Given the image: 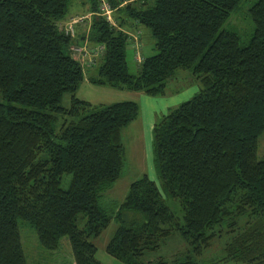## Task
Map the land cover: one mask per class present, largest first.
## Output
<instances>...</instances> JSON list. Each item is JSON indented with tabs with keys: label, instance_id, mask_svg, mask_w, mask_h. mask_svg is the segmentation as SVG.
<instances>
[{
	"label": "trees",
	"instance_id": "trees-1",
	"mask_svg": "<svg viewBox=\"0 0 264 264\" xmlns=\"http://www.w3.org/2000/svg\"><path fill=\"white\" fill-rule=\"evenodd\" d=\"M242 1L108 0L114 25L100 0H82L95 15L79 39L84 23L74 24V34L66 31L72 0H0V264H28L20 220L34 227L42 247L58 250L68 237L76 264H103L92 237L114 216L100 197L122 175V131L141 107L131 99L94 105L75 93L90 73L95 85L162 96L179 70H192L201 87L155 118L156 178L145 173L131 183L107 252L145 264L146 250L178 233L188 255L155 264H201L214 240L229 234L225 254L210 264H264V158L257 156L264 0L249 9L254 32L247 44L224 27ZM131 25L147 27L156 49L141 57L137 73L127 50L130 41L140 44L143 31L130 32ZM86 43L95 53L80 54L89 67L73 49ZM67 92L68 107L61 104Z\"/></svg>",
	"mask_w": 264,
	"mask_h": 264
},
{
	"label": "rangeland",
	"instance_id": "rangeland-1",
	"mask_svg": "<svg viewBox=\"0 0 264 264\" xmlns=\"http://www.w3.org/2000/svg\"><path fill=\"white\" fill-rule=\"evenodd\" d=\"M257 0H243L240 6L233 12L230 19L226 22L225 28L238 31L243 40V44H247L254 32V23L250 17L249 9ZM89 5L82 3V0H72L66 21L72 18H84L83 29H88L91 26V19L95 15L94 12L88 11ZM114 18V15H113ZM115 20V18H114ZM140 44L136 45L130 41L127 50V61L129 69L132 73L138 72V54L142 58L153 55L156 52L154 40L147 27L141 28ZM137 33L139 30L133 29ZM145 31V32H144ZM84 51L89 53V58L95 56L92 47L85 44ZM83 52V51H82ZM80 51H76V57H80L86 67L91 65V61L82 57ZM90 73H86L85 80L82 82L76 96L92 102L94 105L111 104L123 100H135L141 107L139 116L135 121H132L122 131V138L124 144V169L122 175L117 180L109 183L102 191L100 201L102 206L114 216L109 226L98 237H92V241L97 246V258L103 264H126L123 260L109 254L107 252V244L114 236L115 231L119 226L118 219L116 218L117 212L121 203L129 191V187L133 181L143 176L145 173L151 175L153 179L156 178L155 169L153 164V127H151V118L146 111L145 119L143 117L144 103L141 98H128L130 92L128 90H120L109 86L95 85L88 80ZM166 94L162 96H150L151 99H157L161 103L163 99H167L171 103L172 108H177L182 102L189 100L193 95L198 92L201 84L192 70H179L177 75L169 82ZM196 89H192V87ZM177 88V89H175ZM186 92L185 96L180 97L181 101L176 104L179 98L178 94ZM146 95V94H145ZM134 96V95H133ZM173 97V98H170ZM72 93L67 92L62 96V105L68 107L71 104ZM0 101H2L0 96ZM175 104V105H174ZM164 106L161 105L160 108ZM168 112V111H167ZM162 116V115H161ZM157 116V117H161ZM63 119L60 120L62 122ZM145 123V124H144ZM154 125V124H153ZM258 159L264 158V132L259 138V148L257 153ZM71 176L64 177V186L68 187ZM170 206L178 214H181V206L178 201L172 199L169 201ZM86 222V217L81 216L79 226L83 227ZM19 226L22 234V241L24 252L28 264H76L72 247L68 237H64L61 241V246L58 250H48L41 246L38 236L34 227L26 220H20ZM229 234H225L214 240L213 245L208 248L204 254L199 257L201 264H210L215 260L221 258L225 251L222 248ZM190 249L186 241L180 234L175 233L166 241H164L159 248L146 250L140 257L145 264H155L159 259L163 258L165 261L171 263L177 259H184L188 255ZM222 264H239L234 262Z\"/></svg>",
	"mask_w": 264,
	"mask_h": 264
},
{
	"label": "crops",
	"instance_id": "crops-1",
	"mask_svg": "<svg viewBox=\"0 0 264 264\" xmlns=\"http://www.w3.org/2000/svg\"><path fill=\"white\" fill-rule=\"evenodd\" d=\"M136 28H141L140 26H128L127 29L128 31L130 32H134L133 29L136 30ZM77 30H78V38L81 39V35L83 34V25H78L77 26ZM79 42H82L81 40H79ZM192 89H196V87H192ZM130 92H133V91H130ZM134 95V96H133ZM179 96H177L179 98V100H177L176 104L179 103L181 101V98L182 96H185L186 95V92L184 91V93H180L178 94ZM135 96H137V98H141L143 103H144V106H143V117L145 119V114H146V111H148V114L151 118V127H153V124L155 122V118L157 116H161L163 114H166L168 109L171 108L172 106L171 105H167V103H171L170 101H168L167 99H163L161 103H158L155 99H151L150 97H148V95L144 94V93H136V92H133V93H129L128 94V98H135ZM170 98H173V97H170ZM164 106L162 108H160L161 105ZM175 105V104H174ZM145 124V123H144ZM151 176V175H150Z\"/></svg>",
	"mask_w": 264,
	"mask_h": 264
},
{
	"label": "built area",
	"instance_id": "built-area-1",
	"mask_svg": "<svg viewBox=\"0 0 264 264\" xmlns=\"http://www.w3.org/2000/svg\"><path fill=\"white\" fill-rule=\"evenodd\" d=\"M100 7L103 10V15L106 16L107 20H109L111 23H113L115 25V20L113 18V10L111 8L110 3L108 2V0H100ZM84 20V18H72L70 21L67 22V27H66V31L67 33L71 32L72 34H74V24L78 23V22H82ZM75 51H84L83 48L80 47H74L73 48ZM138 59L139 61H141V55L140 53L138 54Z\"/></svg>",
	"mask_w": 264,
	"mask_h": 264
}]
</instances>
